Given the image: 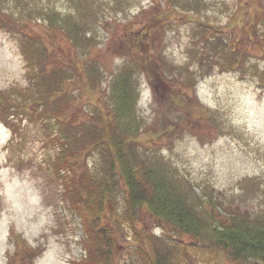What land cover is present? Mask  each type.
Returning <instances> with one entry per match:
<instances>
[{
	"label": "rangeland",
	"instance_id": "rangeland-1",
	"mask_svg": "<svg viewBox=\"0 0 264 264\" xmlns=\"http://www.w3.org/2000/svg\"><path fill=\"white\" fill-rule=\"evenodd\" d=\"M24 254L264 264V0H0V264Z\"/></svg>",
	"mask_w": 264,
	"mask_h": 264
},
{
	"label": "trees",
	"instance_id": "trees-1",
	"mask_svg": "<svg viewBox=\"0 0 264 264\" xmlns=\"http://www.w3.org/2000/svg\"><path fill=\"white\" fill-rule=\"evenodd\" d=\"M134 50H135V47H134ZM146 58H143V60H145ZM158 66V65H157ZM160 66V65H159ZM189 73V72H188ZM53 75H56V73H54ZM39 74H37V75H35V77H38V79H36V78H34L33 79V82H35V81H37V84H39V82H41L40 81V78H39ZM51 82L53 83V84H55V78H53L52 80H51ZM195 83H196V80L194 81ZM194 82H183L184 83V85L183 84H180V83H177V84H174V89H175V91L177 92L178 91V93L180 94V95H185L186 93H187V95H188V93L189 92H193L194 91V86H195V83ZM186 95V96H187ZM43 100V99H42ZM42 100H36V102H38V101H42ZM41 105L42 106H44L45 108H48L49 107V103L45 100V102L43 101V103L41 102ZM49 114H51V111H49L48 112V115L47 116H49ZM102 136L104 137V139L103 140H106V142H107V144H108V146H109V152H110V154L112 155V158H113V160L112 161H114L115 163L117 162V159H118V156H117V154L118 155H120L119 154V150H117V144H118V139L112 134V133H110V134H107V133H105V134H102ZM115 138V140H116V142H113V139ZM128 164H130V170H129V173L131 174V176H133V174H134V170H135V168L133 167L134 166V164L132 165V163L129 161L128 162ZM116 165V164H115ZM132 167V168H131ZM67 168H70V170H71V167L70 166H67ZM150 197V196H149ZM97 230H99L100 229V224L99 225H97ZM85 230H86V227H85V229H84V233L86 234V232H85ZM247 230H248V228H245V227H243V229L242 230H240V231H238L239 233H238V235H239V240H233V239H231V237L229 236V232H221L222 233V237H220L221 238V240H222V242L227 246L228 245V243H230V242H232V240L233 241H235L236 243H237V245L239 244H244V240H243V237H248L249 236V234L247 233ZM97 235H99V233L98 234H96L95 236H94V238H92V239H90V238H88V236H84V239H83V241H82V243H83V246L87 249V250H89L90 251V253L91 254H93V255H95L96 256V258H99V256L100 255H102L103 253H106L107 251H109V249H110V247L109 248H107V246H106V244L104 243V242H102V241H100V239H102L103 238V236L102 235H100V236H97ZM224 235H226V237L224 238ZM85 237H87L88 239H87V242H86V238ZM249 237H251V235L249 236ZM84 243H85V245H84ZM96 243H97V250H99V255L97 254V252H96V250L94 249L95 248V245H96ZM233 243V242H232ZM234 244V243H233ZM183 246V244H181V247ZM235 246V245H234ZM99 247V248H98ZM236 247V246H235ZM238 247V246H237ZM239 249H245V248H238V250ZM247 249H245V250H243V252L244 251H246ZM110 251H111V249H110ZM222 251H224V249H221V252L220 251H217L216 253L218 254V252H219V254L220 253H222ZM22 262L24 263V264H27V257H26V255L24 254V255H22ZM101 263H103L104 264V260H101ZM82 264V263H81Z\"/></svg>",
	"mask_w": 264,
	"mask_h": 264
}]
</instances>
